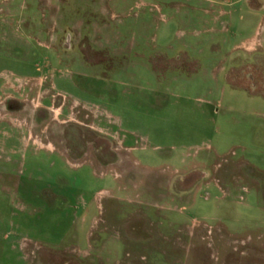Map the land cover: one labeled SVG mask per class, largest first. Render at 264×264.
Here are the masks:
<instances>
[{"label":"rangeland","instance_id":"obj_1","mask_svg":"<svg viewBox=\"0 0 264 264\" xmlns=\"http://www.w3.org/2000/svg\"><path fill=\"white\" fill-rule=\"evenodd\" d=\"M195 6L0 0V264H264V11Z\"/></svg>","mask_w":264,"mask_h":264},{"label":"crops","instance_id":"obj_2","mask_svg":"<svg viewBox=\"0 0 264 264\" xmlns=\"http://www.w3.org/2000/svg\"><path fill=\"white\" fill-rule=\"evenodd\" d=\"M188 1H192L193 4L196 5L195 9L199 11L201 10L205 15L209 17L208 19L209 24L211 23L213 26L212 28H210L209 31H211V33L214 35L216 34L218 35V33L219 35H222V33H224L222 32L224 30V25L227 22H234L233 15L235 11H232V9L235 8L240 2L245 3L246 11L244 14L238 15L237 20L235 19V22L240 24L238 26L235 25V28L239 36H242V34L239 33L240 31L238 30L243 25V21H247L248 19L251 18L255 20L258 17L257 13L264 11V0H188ZM238 12L243 13L241 9H238ZM220 23H221V30L218 29V24ZM252 31L253 34L247 37L244 36V38L239 43H235L231 47L229 53V55L231 56L229 57V59L231 60L249 59L250 57L248 55L249 54L248 52H253L257 48L255 56L253 55L251 58L257 60V62H260L261 59L260 54L264 51V35L263 37H260V33L258 32V24L254 26ZM220 41L231 42L230 39L220 40ZM220 41L217 42L221 43ZM233 68L234 67H232L228 72L225 73V83L228 86H230V82L228 81V76L230 75V72L233 70ZM237 89L241 91L245 90L243 88H237Z\"/></svg>","mask_w":264,"mask_h":264},{"label":"built area","instance_id":"obj_3","mask_svg":"<svg viewBox=\"0 0 264 264\" xmlns=\"http://www.w3.org/2000/svg\"><path fill=\"white\" fill-rule=\"evenodd\" d=\"M67 41H68V39H67Z\"/></svg>","mask_w":264,"mask_h":264}]
</instances>
